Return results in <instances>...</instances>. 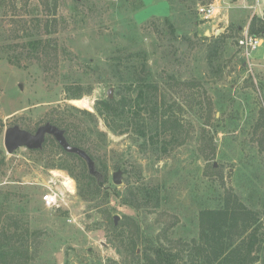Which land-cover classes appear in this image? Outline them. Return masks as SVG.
Wrapping results in <instances>:
<instances>
[{"label":"rangeland","instance_id":"374dc122","mask_svg":"<svg viewBox=\"0 0 264 264\" xmlns=\"http://www.w3.org/2000/svg\"><path fill=\"white\" fill-rule=\"evenodd\" d=\"M209 1L0 0V220L13 215L36 232L26 264H134L110 218L131 216L177 246L198 235L199 210L216 206L225 188L260 211L264 226V39L247 59L236 41L248 9L235 3L220 22L202 20L196 5ZM129 78H150L156 115L166 108L176 118V139L170 129L152 142L148 126L130 124L138 86ZM81 98L87 106L72 101ZM100 99L124 100L120 130L64 110L93 114ZM62 115L95 156L100 177L86 198L69 170L87 171L85 161L55 140L40 150L4 147L7 127L34 133ZM48 187L62 192L60 206L41 201Z\"/></svg>","mask_w":264,"mask_h":264},{"label":"trees","instance_id":"16d2710c","mask_svg":"<svg viewBox=\"0 0 264 264\" xmlns=\"http://www.w3.org/2000/svg\"><path fill=\"white\" fill-rule=\"evenodd\" d=\"M255 22L260 27L264 25L261 18L252 17L249 24L250 32L255 30ZM214 39L218 41L220 34ZM129 79L131 83L136 82L138 86L130 115V118L134 120L130 124L137 126L139 131L148 126L151 131L148 137L152 142H156V140L153 141V138L164 139L170 133V129L174 131H171V136L176 139V118L168 112L169 110L166 111V108H162L159 115H156L155 101L148 95L151 92L150 78ZM75 96L79 95L72 94L70 97ZM124 104V100L100 99L95 102V113L93 114L75 106H65L64 110L85 113L92 118V121H94L95 115H100L110 130L118 131L122 128L121 120L126 113ZM148 106H150V110H148ZM147 112L150 113L148 125L143 118L141 119L143 122L139 119ZM261 116V121H257V129L262 126L264 131L263 112ZM53 124L64 129L65 137L69 143L83 148L95 160L90 148L83 142L84 134L76 133V128L72 123L67 122L65 116L56 117ZM47 136L49 137V135ZM47 136L46 141L54 142L51 136L49 138ZM84 145L87 146V149ZM57 146L61 148L59 144ZM162 146L165 149L164 144ZM65 154L67 157L77 156L67 152ZM62 166L67 167L64 163ZM69 170L79 184V195L86 198V195L90 193L88 190H91V182L96 178L90 175L85 168H81L78 174L70 168ZM97 186L100 185L96 184L95 187ZM131 193L135 195L133 192ZM133 195L129 197L131 203L138 202L139 198ZM109 220L114 239L121 249L124 248L130 254L134 264H264V226L261 212L247 204L245 199L232 188H225L221 192L219 203L216 206L204 207L199 210L198 235L188 241L179 240L177 246L173 245L172 240L164 242L163 237H152L145 233L135 218L131 216H124V219L117 224H114L113 217ZM35 234V231H29V228L13 215L0 220V264L28 263L29 248L34 245ZM140 244L141 251L137 252V247Z\"/></svg>","mask_w":264,"mask_h":264},{"label":"built area","instance_id":"2783aa9c","mask_svg":"<svg viewBox=\"0 0 264 264\" xmlns=\"http://www.w3.org/2000/svg\"><path fill=\"white\" fill-rule=\"evenodd\" d=\"M235 3H238L242 8L248 9L251 18L259 17L264 22V19L262 18L264 14V0H211L206 3H198L195 11L197 16L202 20L214 21L217 19L220 22L222 17L224 18L227 16L230 7ZM263 39L264 25L258 35L251 34L248 26L243 29L242 34L236 41V45L243 53V56L250 59L251 52L260 45ZM68 180L73 189L74 182L72 179L66 177L62 183L68 190L72 191L70 187L65 185V182ZM62 199V192L50 187H48V189L41 195V201L48 208L60 206Z\"/></svg>","mask_w":264,"mask_h":264},{"label":"water","instance_id":"95a60500","mask_svg":"<svg viewBox=\"0 0 264 264\" xmlns=\"http://www.w3.org/2000/svg\"><path fill=\"white\" fill-rule=\"evenodd\" d=\"M262 18L264 19V14ZM107 94L110 96L111 91L109 90ZM47 135L53 137L65 152L75 154L83 159L90 175L100 177L91 156L83 148L69 143L65 137L64 129L50 122L38 126L34 133L22 129L16 124L9 126L4 131L3 143L8 153H13L19 147L36 150L42 148ZM121 180V170L118 169L113 172L112 181L115 184H120ZM118 218L117 215L113 216L114 224H117Z\"/></svg>","mask_w":264,"mask_h":264},{"label":"bare ground","instance_id":"6f19581e","mask_svg":"<svg viewBox=\"0 0 264 264\" xmlns=\"http://www.w3.org/2000/svg\"><path fill=\"white\" fill-rule=\"evenodd\" d=\"M72 101H73L75 104L80 105V106H82V107L87 106V100H86L85 98H81V99H72ZM69 184H70V181H69V180L65 182V185H66L67 187H70Z\"/></svg>","mask_w":264,"mask_h":264}]
</instances>
